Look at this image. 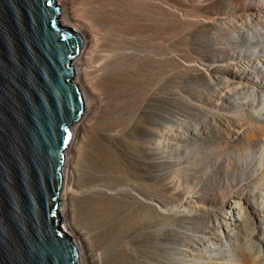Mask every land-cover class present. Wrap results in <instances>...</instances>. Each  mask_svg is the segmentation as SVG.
Listing matches in <instances>:
<instances>
[{
    "label": "bare ground",
    "instance_id": "bare-ground-1",
    "mask_svg": "<svg viewBox=\"0 0 264 264\" xmlns=\"http://www.w3.org/2000/svg\"><path fill=\"white\" fill-rule=\"evenodd\" d=\"M171 1H56L82 37L72 63L85 99L60 225L79 264H264V188H202L217 131L226 159L244 160L224 176L264 179V0ZM173 158L198 166L196 189L166 171Z\"/></svg>",
    "mask_w": 264,
    "mask_h": 264
},
{
    "label": "water",
    "instance_id": "water-1",
    "mask_svg": "<svg viewBox=\"0 0 264 264\" xmlns=\"http://www.w3.org/2000/svg\"><path fill=\"white\" fill-rule=\"evenodd\" d=\"M56 0H0V264H79L58 211L71 124L85 110L82 37Z\"/></svg>",
    "mask_w": 264,
    "mask_h": 264
},
{
    "label": "rangeland",
    "instance_id": "rangeland-1",
    "mask_svg": "<svg viewBox=\"0 0 264 264\" xmlns=\"http://www.w3.org/2000/svg\"><path fill=\"white\" fill-rule=\"evenodd\" d=\"M57 1V0H56ZM176 3H172V1H171V4L173 5V9L174 10H176L177 9V7H179L180 5H179V3L180 2H183V1H181V0H179L180 2H178V0H174ZM184 3V2H183ZM185 4V3H184ZM180 9H183L182 8V6H180L179 7ZM180 12H181V10H179ZM59 17V19L61 20V17L60 16H58ZM74 29V28H73ZM184 90L186 91V93L184 94V95H189V93H187L188 92V89L186 88H184ZM196 96H194L193 95V97L191 98L190 97V99H192L193 100V102L194 101H196V103H198V101L196 100L197 99V97L195 98ZM195 99V100H194ZM176 105V107H172V109L174 108V110L175 111H178L180 108V110L179 111H181V110H183V111H181L182 113L184 112V109L187 111V109L190 111V108H189V106H186L185 107V105L183 106L182 105V103H175V102H173L172 103V106H175ZM205 106H207L206 108H208V109H211V108H214V107H212L211 105L209 106L208 104L207 105H205ZM209 106V107H208ZM178 107H180V108H178ZM184 107V108H183ZM211 107V108H210ZM215 109V110H214ZM214 109H212V110H214V111H216V108H214ZM191 111H192V109H191ZM185 115V114H184ZM187 115V114H186ZM185 125L186 126H184V127H182L181 129H179L180 130V132H182V133H186L187 132V128H189L190 127V125H191V121L190 120H188V122L187 123H185ZM218 130V129H217ZM216 132V131H215ZM218 132V131H217ZM215 133V138L213 137L214 136V132H212V134L213 135H211V143H209V147L207 148V149H209L210 151L213 149V151H211L212 152V156H210L209 158H207L210 162H211V164H210V166L212 167H210L211 169H210V171H209V173H208V177H209V175L211 176V178L212 179H214L213 181H211V182H209V183H211V184H208V182L207 183H202V184H204V185H202V188H204V189H208V190H211V191H214L215 189L216 190H218V189H220V188H222L223 190H224V188L226 187V186H228V187H230V189H236V190H239V189H242V188H244V187H246V188H244V189H247V190H255L256 189V191H259V190H262V188H264V179H254V181H249V186H244V183H247L248 182V180L246 181V180H244L245 179V177L243 176V178H241V177H238V178H233L232 176H224V175H226V173H225V169H226V167H225V164L227 163V162H229V164L231 163V164H234V165H237L239 162H238V160H240V159H236V160H229L228 161V159H226V155L224 154V152H228V151H226V149H228V147H220V146H218V145H220L221 144V141H219L220 140V135H218V133ZM216 137L218 138L217 140H216ZM214 139V140H213ZM212 142H214V143H212ZM262 142V141H261ZM219 143V144H218ZM215 146H214V145ZM222 145V144H221ZM211 146H212V148H211ZM174 147L175 148H179V147H183V145L181 146H178L177 144H175L174 145ZM194 147V146H193ZM211 148V149H210ZM216 148V149H215ZM222 149H224L223 151L220 150ZM218 150V151H217ZM218 152L216 155H213L215 152ZM224 154L223 156H218V154ZM221 157V159H219ZM215 158H216V160H215ZM174 159V160H173ZM172 159V161H171V163L169 162V166L167 165V167H166V171L168 172V173H170V175L171 176H173V177H175V178H177V179H180V180H182L183 181V183H184V185H185V188L187 187H189V188H191V187H193L194 189H196L195 187H197V186H199V184H196V181H198V177L200 176V173L198 172V166H195V169H193L194 171H192V174L191 173H189V171L191 172V169H192V167H191V164H188V165H186L187 163L184 161V160H179L178 158H173ZM218 160V161H217ZM178 162V163H180V164H178V163H174V162ZM220 161V162H219ZM232 161V162H231ZM209 162V163H210ZM240 162L241 163H244V160H240ZM208 163V164H209ZM175 164V165H174ZM183 164V165H182ZM256 164H258V165H260V163L259 162H257ZM177 165H179V166H177ZM189 166L188 168L186 167V166ZM175 166V167H174ZM177 166V167H176ZM181 166H183V168H184V166L187 168H185V170L184 169H182L181 168ZM222 166V167H221ZM180 167V168H179ZM168 169V170H167ZM175 169L179 172H177V171H175ZM181 169L182 170H184V171H181ZM189 169V171H187ZM196 171V172H195ZM184 172V174L182 175V173ZM172 173H175V175L174 174H172ZM187 173H189V174H191V175H188ZM185 174H186V176H185ZM198 174V175H197ZM215 176V177H214ZM182 179H181V178ZM246 177H248V176H246ZM192 178V179H191ZM194 178H197V179H194ZM210 178V177H209ZM194 179V180H193ZM227 179V180H226ZM235 180V181H234ZM243 181V182H242ZM258 181V182H257ZM192 182V183H191ZM193 182H195V183H193ZM259 184V185H258ZM189 185H191V186H189ZM196 185V186H195ZM257 185V186H256ZM206 186H208V188L206 187ZM217 186V187H216ZM214 187V188H213ZM259 187V188H258ZM210 188V189H209ZM213 188V189H212ZM235 212H237V211H235ZM241 212H242V210H241ZM233 214V213H232ZM61 224H62V222H61ZM63 225V224H62Z\"/></svg>",
    "mask_w": 264,
    "mask_h": 264
}]
</instances>
